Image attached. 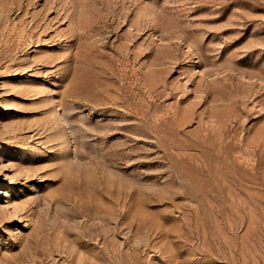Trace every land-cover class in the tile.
I'll return each mask as SVG.
<instances>
[{
	"label": "rangeland",
	"instance_id": "rangeland-1",
	"mask_svg": "<svg viewBox=\"0 0 264 264\" xmlns=\"http://www.w3.org/2000/svg\"><path fill=\"white\" fill-rule=\"evenodd\" d=\"M0 264H264V0H0Z\"/></svg>",
	"mask_w": 264,
	"mask_h": 264
}]
</instances>
